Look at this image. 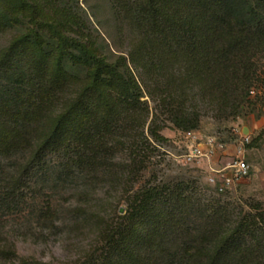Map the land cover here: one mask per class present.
Here are the masks:
<instances>
[{"label": "trees", "instance_id": "obj_1", "mask_svg": "<svg viewBox=\"0 0 264 264\" xmlns=\"http://www.w3.org/2000/svg\"><path fill=\"white\" fill-rule=\"evenodd\" d=\"M110 2L128 44L114 61L63 0H0V35L25 27L0 48L1 235L42 195L33 178L46 168L88 203L100 181L138 176L169 124L192 132L207 107L227 118L263 107L264 0ZM44 204L53 231L62 209ZM253 208L203 200L182 180L149 184L124 214L68 209L97 240L64 264H264V210ZM1 235L0 264H45Z\"/></svg>", "mask_w": 264, "mask_h": 264}, {"label": "rangeland", "instance_id": "obj_2", "mask_svg": "<svg viewBox=\"0 0 264 264\" xmlns=\"http://www.w3.org/2000/svg\"><path fill=\"white\" fill-rule=\"evenodd\" d=\"M63 2L81 17L86 34L92 36L112 61L128 52V44L118 31L124 26L117 21L110 0ZM20 20L30 26L28 19L21 17ZM24 30L25 27L17 23L0 35V48L8 46L11 39ZM261 92L264 94L263 89ZM143 100H149L148 96L145 95ZM150 106L154 104L150 103ZM260 110L259 115L242 113L227 118L216 109L207 107L203 110L200 128L192 132L178 130L169 124L161 132L166 141L154 143L158 152L138 176L118 182L109 178L100 181L91 188L92 197L88 203L79 198L78 190L70 189L57 180V169L52 166L46 168L33 178L37 187L43 188L42 195L30 199L21 216L5 220L6 227L0 235L15 246L20 258H33L45 264L70 263L83 259L93 249L97 231L91 226H75L68 209L85 206L102 215H113L117 211L124 214L129 197L141 187L181 180L196 188L203 200L232 204L252 213L256 212L254 205L260 204L264 210V103ZM245 136H249V142L245 141ZM211 147L213 151L209 153ZM195 149H199L202 155L197 154L190 159ZM124 158L126 156L121 153L117 156L119 161ZM241 159L250 167L249 176L220 192L218 186L222 183V174L232 176L233 171L219 172ZM47 161L56 164L52 155ZM213 178L215 182L211 181ZM49 199L55 208L62 209L57 229L53 231L44 226L39 216V210ZM122 209L124 213H121Z\"/></svg>", "mask_w": 264, "mask_h": 264}, {"label": "built area", "instance_id": "obj_3", "mask_svg": "<svg viewBox=\"0 0 264 264\" xmlns=\"http://www.w3.org/2000/svg\"><path fill=\"white\" fill-rule=\"evenodd\" d=\"M245 141L249 142V136H245ZM213 142L210 144L212 145ZM213 146V145H212ZM213 151V147L209 150V153ZM197 154L202 155L199 149H195L193 152V155L190 157V159L197 157ZM205 155V154H203ZM230 169L233 171V175L229 176L226 174H222V183L221 185L219 184L218 189L220 192H224L227 188L232 187L235 183L241 181L242 179L246 178L249 176L250 173V167L246 164V162L241 159L238 160L234 165L229 166L223 170H221L219 173H223L225 170ZM212 182H215L214 178L211 179ZM217 185V184H216Z\"/></svg>", "mask_w": 264, "mask_h": 264}, {"label": "water", "instance_id": "obj_4", "mask_svg": "<svg viewBox=\"0 0 264 264\" xmlns=\"http://www.w3.org/2000/svg\"><path fill=\"white\" fill-rule=\"evenodd\" d=\"M121 213H124V210L123 209L121 210Z\"/></svg>", "mask_w": 264, "mask_h": 264}]
</instances>
